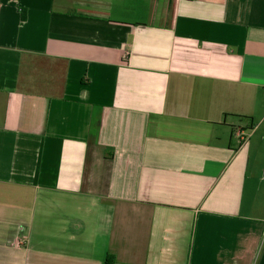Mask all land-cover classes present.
Here are the masks:
<instances>
[{
	"label": "crops",
	"instance_id": "crops-1",
	"mask_svg": "<svg viewBox=\"0 0 264 264\" xmlns=\"http://www.w3.org/2000/svg\"><path fill=\"white\" fill-rule=\"evenodd\" d=\"M109 258L264 264V0H0V264Z\"/></svg>",
	"mask_w": 264,
	"mask_h": 264
},
{
	"label": "built area",
	"instance_id": "built-area-1",
	"mask_svg": "<svg viewBox=\"0 0 264 264\" xmlns=\"http://www.w3.org/2000/svg\"><path fill=\"white\" fill-rule=\"evenodd\" d=\"M237 136L240 138L241 141H245L246 139V134L244 133V131L242 129H238L236 131Z\"/></svg>",
	"mask_w": 264,
	"mask_h": 264
},
{
	"label": "trees",
	"instance_id": "trees-1",
	"mask_svg": "<svg viewBox=\"0 0 264 264\" xmlns=\"http://www.w3.org/2000/svg\"><path fill=\"white\" fill-rule=\"evenodd\" d=\"M113 262V259H107L106 264H111Z\"/></svg>",
	"mask_w": 264,
	"mask_h": 264
}]
</instances>
